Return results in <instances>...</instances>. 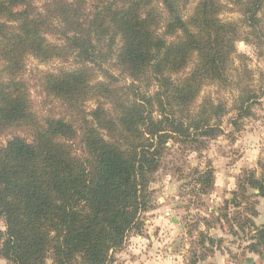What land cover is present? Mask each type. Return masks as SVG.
Here are the masks:
<instances>
[{
  "label": "trees",
  "instance_id": "16d2710c",
  "mask_svg": "<svg viewBox=\"0 0 264 264\" xmlns=\"http://www.w3.org/2000/svg\"><path fill=\"white\" fill-rule=\"evenodd\" d=\"M38 1L0 0V138L20 129L31 138L0 142V257L113 264L111 254L143 225L169 140L220 134L229 110L212 98L197 105L203 88L233 92V125L253 116L262 89L236 43L246 29L264 39V0ZM229 5L237 21L221 17ZM28 57L75 64L40 78L63 115L33 112L22 79ZM204 175L208 185L212 172ZM246 183L264 197V180L249 175ZM247 222L249 252L263 255L264 225Z\"/></svg>",
  "mask_w": 264,
  "mask_h": 264
},
{
  "label": "rangeland",
  "instance_id": "374dc122",
  "mask_svg": "<svg viewBox=\"0 0 264 264\" xmlns=\"http://www.w3.org/2000/svg\"><path fill=\"white\" fill-rule=\"evenodd\" d=\"M40 3L42 0L37 2ZM222 4L228 5L226 0H222ZM193 6L194 3L189 6L187 14ZM221 17L237 21L239 14L229 5ZM261 19L264 30V8ZM243 33L247 37L237 41L236 53L244 56V63L252 73L253 86L262 89L253 116L233 125L236 117L230 112L233 92L215 86L203 88L197 105L205 98H212L224 102L229 110L221 119L220 134L211 140L197 138L196 143H205L198 149L191 140H169L163 165L151 178L152 202L139 218L143 225L127 235L121 250L111 254L113 264H135L140 259L154 258L160 261L170 258L172 264H206L215 253L238 256L249 252V246L255 243L254 229L247 220L254 222L261 197L258 191L247 188L246 182L249 175L264 180V39L259 44L254 35L250 36L249 29ZM47 39L58 42L55 36H47ZM75 67L71 59L47 63L31 57L25 60L22 79L38 118L64 114L61 104L43 92L42 74ZM94 107V101L86 105L87 110ZM13 135L31 140L20 129L6 132L0 142L4 144ZM208 171L212 172V182L206 185L207 175L204 174ZM4 230L0 219V231ZM0 264L11 263L0 257Z\"/></svg>",
  "mask_w": 264,
  "mask_h": 264
},
{
  "label": "crops",
  "instance_id": "0c3cea01",
  "mask_svg": "<svg viewBox=\"0 0 264 264\" xmlns=\"http://www.w3.org/2000/svg\"><path fill=\"white\" fill-rule=\"evenodd\" d=\"M257 216L254 218L256 226L264 225V197L258 199ZM135 264H172L171 259L166 261H160L158 258H154L149 261L140 259ZM206 264H264V254L258 255L246 251L245 254L236 256L235 254H223L215 253L211 256V259Z\"/></svg>",
  "mask_w": 264,
  "mask_h": 264
}]
</instances>
